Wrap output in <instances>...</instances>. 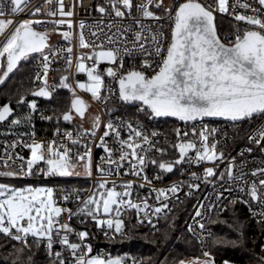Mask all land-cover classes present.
Masks as SVG:
<instances>
[{
  "label": "snow or ice",
  "instance_id": "snow-or-ice-1",
  "mask_svg": "<svg viewBox=\"0 0 264 264\" xmlns=\"http://www.w3.org/2000/svg\"><path fill=\"white\" fill-rule=\"evenodd\" d=\"M51 5L53 0H46ZM28 0H8V5L0 6V17L6 14L19 15L23 13ZM259 9L252 4L233 0L232 8L234 19L243 22L246 27H236L232 37H225L224 40L218 35L215 24V12L228 13L229 0H214L213 4L205 5L200 0H184L177 7H165L163 0H106L105 4H98L96 11L101 14V21L94 25L95 30H90V35L95 39L86 41L84 30L86 24L83 20L74 21L76 15L75 4L68 11H65L64 0H55V8H49L46 12L36 7L31 16H47L50 20L43 19H22L17 26L9 33L5 41L0 44V84H3L13 73L21 61H27L33 54H38L42 64V74L37 73L35 81L41 85L30 94L34 97L50 99L55 85L50 86L47 82L50 70L51 59L60 55L61 51L66 52L67 71H71L72 47L66 49H51L49 46V31H39V27L50 23L55 31L58 25H67L68 31L63 32V39L69 44L73 38L74 31L78 29V46L91 49L89 54H81L77 57L75 71L86 74L87 81H77L75 87L68 83L67 75L61 76L59 86L68 89L73 96L70 109L60 115H43L41 119L52 121L55 119L57 127L55 135H63L66 141L75 147H82L84 151L73 152L65 141L57 145L56 140L48 142H36L24 144L30 150L27 160L17 156L21 164L17 165V171H3L0 176L9 178H28L39 173L46 178L71 177L78 175L76 167L82 166L86 175L91 178L93 168V154L91 145L96 141L97 131L101 128V117L96 115L91 118V128L84 129L79 126L76 138L72 132L61 133L59 121L72 122L74 118L81 121L85 118L89 105L76 93L78 88L89 93L94 101L107 103L109 96L103 93H113L110 86L105 84V74L108 78L118 83V98L127 105H136L137 111L147 114L150 118L174 117L179 121L202 122L205 118H221L226 121L242 123L253 119H264V16L260 10H264V0H256ZM80 7L83 8V0H80ZM153 7L162 10L164 16L173 25L170 30V42L167 47L162 43L165 36L162 30L153 31L151 26L143 23L144 20L159 21L161 16L152 10ZM133 8L138 16L133 18L136 29L133 31L128 26L117 23L126 17H132ZM236 8L250 11L252 14L235 12ZM7 10V11H6ZM113 19L105 24L103 17ZM13 24L11 19H0V35ZM103 25V26H101ZM107 28L110 34L105 33ZM129 34L132 40L129 41ZM104 39L101 40L100 37ZM47 50V51H46ZM137 55L145 57L142 59L140 68H133L118 75L117 69L107 67L100 70L101 62L110 65H118L123 69L124 57L135 59ZM34 58V57H33ZM86 61H90L88 64ZM151 73V74H149ZM18 105L26 104L29 113L23 117L13 116L14 109L10 104L0 106V123L8 121L10 124L19 125L22 121L31 125L33 114L37 112L36 100L26 101L21 96L17 101ZM103 133L99 136L97 147L103 149L105 155L100 158L101 164L96 165V170L101 179L96 184V191L88 195L87 199L81 200L78 190L65 192L62 199L67 202L74 198L80 201V207L74 213L71 209L58 206L55 199V189L52 187H15L7 183H0V235L8 240L19 242L22 247L17 249L23 253L27 248L29 237L36 243L45 246L48 258L53 264H125L124 257L107 258L100 255H92V247L86 243L89 232L73 229L70 223L61 221L63 213H67L69 220L74 215L91 218L96 226L103 230H114V234L124 235V221L121 217L122 210L135 209L139 218L140 214L144 219L140 223L147 222L155 226L154 219H159L160 214L168 209L167 200L169 194H176L181 191L180 184H173L170 188L153 189L156 192V206L148 204L147 199L140 202H133L131 198L132 182L128 181L121 185L123 191H117L114 181L111 182L104 177L120 175L121 167L126 163L130 172L138 176L145 183L152 181L144 174V169L150 163L157 166L159 172L172 173L174 168L185 163L207 161L215 163L223 160L224 153L217 152V143L209 144V130L204 127L200 131L199 146L194 140L186 139L188 132L179 129L175 130L177 139L180 141L173 145L178 151V158L172 161L149 159V151L158 152L161 156L165 149L157 148V141L154 139L158 133H148L139 123L132 121L118 120L113 122L109 119L103 124ZM127 129L126 138L122 137V131ZM212 131H215L214 129ZM193 136H196L195 126L192 128ZM34 137L35 133H31ZM112 137L115 147H110L106 138ZM248 139L261 146L264 151V127L257 129ZM17 142H13L12 148ZM249 153L252 148H248ZM194 152V157L190 153ZM244 153H241L243 156ZM7 159L3 161L8 167V161L13 157L5 149ZM41 162L45 167L34 166ZM243 165H241V168ZM235 160L230 162L224 171L217 176L214 167H206L203 176L196 173L191 174L194 181L212 183L216 187L213 178L224 183L232 182L238 184V191L248 197L247 200L239 199L252 207V202L260 205V211L256 213L260 221L264 222V178L248 181L243 171L235 173ZM252 177L259 175L264 177V167H257L250 173ZM160 178V175L155 177ZM144 185L141 184L140 187ZM191 195L192 190H199L200 183H189L187 185ZM231 191V188L226 189ZM163 198V200L161 199ZM223 192H217L215 203L208 205L209 210L215 208L222 200ZM238 198H233L230 203L235 205ZM223 209V206H221ZM201 204L195 211V217L203 215ZM170 211V210H169ZM115 213V218L103 219ZM194 217V220H195ZM81 220V223H84ZM198 227L203 230L204 224L196 221ZM188 231L192 232V225H188ZM105 236L108 232L105 231ZM75 236L76 240L70 237ZM203 245L204 240L200 238ZM218 246L232 244L235 241L216 239ZM54 245L60 247V251H53ZM264 251V249H262ZM65 253L67 255L65 256ZM31 261V256L28 257ZM259 264H264V256L258 258ZM132 264H136L135 261ZM177 264H215V258L211 252L202 249L201 256L193 257L191 260H179ZM224 264H228L225 261Z\"/></svg>",
  "mask_w": 264,
  "mask_h": 264
},
{
  "label": "built area",
  "instance_id": "built-area-1",
  "mask_svg": "<svg viewBox=\"0 0 264 264\" xmlns=\"http://www.w3.org/2000/svg\"><path fill=\"white\" fill-rule=\"evenodd\" d=\"M138 0H133V3H137ZM184 0H163V5L165 7H177L180 3H183ZM201 3H204L205 5L213 4L214 0H200ZM244 2V0H242ZM246 2L252 4L253 7L259 9L260 6L256 3V0H246ZM106 0H83V8L80 7V0H64L65 4V11H68L72 8V5L75 4L76 7L74 9L76 15L72 17L74 21L83 20L86 24L84 34L86 41H93L95 38L90 35V30H95L94 25L97 21H101L102 17L101 14H99L96 11V6L98 4H105ZM233 0H229V12L228 13H219L218 11L214 13L216 16H221L225 19H228L234 23V28L228 32L225 37H232L234 35V30L236 27H240L243 29L246 27V25L243 22H237L234 19L233 14V8H232ZM8 5V0H0V6ZM10 7V5H8ZM55 0H53V3L51 5L47 4L46 0H28L27 5L24 8L23 13L19 15L14 14H6L3 17H0V19H11L13 20V24L9 26L5 32L0 35V44H2L6 37L9 35V33L15 28V26L18 25V23L25 18L30 19H43V20H50V17L47 16H31L29 15L31 12L34 11L36 7H40L43 11H47L50 7L55 8ZM154 11H156V14L161 16L162 19L159 21L154 20H144L143 23L146 25L151 26L153 31H160L162 30L165 36V40L162 41L165 47H167V44L170 42V30L173 26L170 21L167 19L166 16H164L162 10L155 9L153 7ZM7 11V10H6ZM235 12L243 13V14H252L250 11H246L241 8H236L234 10ZM260 14L264 16V10H260ZM138 14L136 13L135 8H133V15L132 17H126L122 21L117 20V23H121L123 25L128 26L131 30L136 29V25L133 23V18H136ZM113 19L112 17L105 16L103 17V21L106 24L108 20ZM103 26V25H101ZM53 25L50 23L44 24L42 27H39L37 30L39 31H49L50 38H49V46L51 49H66L67 47H72V64L73 67L71 71H67V64H66V56L67 53L61 51L60 55L51 59L50 63V70L48 72L47 76V82L50 86L55 85V90L53 91L52 96H54L58 89L61 88L59 86V81L61 76L67 75L69 77L68 83L73 85L75 87L76 81L80 80L82 82L87 81V77L83 73H77L75 71V63L77 60V57L79 55L83 54H89L91 52V49L88 48H80L78 46V29L74 31L73 38L71 40V43L69 44L68 41H65L63 39V32L68 31L67 25H58L56 26L55 31L52 30ZM105 33L110 34L108 32V29H104ZM101 40L104 39L103 36L100 37ZM132 40L131 34H129V41ZM47 51V50H46ZM145 57L137 55L135 59H130L128 57H124L123 61V69H119L118 65H113L112 67L117 69L118 75H120L123 72H126L128 70H131L133 68L139 69L142 59ZM86 63L90 64V61H86ZM100 70H104V65H99ZM42 64L41 60L36 54V58L34 60V76H33V86L35 90L41 85L40 81H35L34 77L37 73L42 74ZM151 74V73H149ZM56 75L58 76V81H56ZM105 84L106 86H110L113 90L112 94H109L108 92L103 93L106 96H109V99L107 100V103L97 102L94 101L89 94H87L84 91L76 89L77 95H79L81 98H83L89 107L87 108L86 115L89 112V109L92 108L95 111V115H99L101 117V128L99 131H97L96 134V141L91 145L92 147V154H93V168H92V176L89 178L88 176H71V177H64V178H46L43 175L36 173L32 177L28 178H9V177H3L0 176V179H10V180H16V181H24V182H48L52 185V188H54L56 191L54 193L55 199L57 200L58 206L66 209H71L74 213L77 211V209L81 206L80 201L76 200L73 196L72 199L65 202L62 199V196L65 194V192H73L78 190L81 200L87 199L88 195H90L92 192L96 191V184L101 179V176L96 170V165L101 164L100 158L105 155L103 149L96 146V144L99 143V136L103 133V124L107 122L109 119H111L113 122H116L118 120H125V121H132L133 123H139L148 133H151L153 131L157 132L158 135L154 138L157 143V148H163L165 149V154L161 156L158 152L155 151H149V159L155 158L158 161L164 160V161H172L178 158V151L173 147L176 143L180 142L175 134V130L179 129L181 133L188 132V137L186 139L188 140H194L197 142V145L199 146V137L198 134L200 131L204 130V127L206 126L209 130V141L208 143H217V152H223L224 157L223 160H217L215 163H209L207 161L200 162L199 164L195 163H185L181 166H177L174 168V171L172 173H160L159 169L155 165H151L150 163L146 166L144 169V174L148 176V178L152 181L151 184L145 183L142 179H140L138 176L128 174L125 175V172H130L128 165L125 163L121 169H120V175H112L104 177L107 179L109 183V187H111V182L114 181L117 186V191H123V188L121 185L125 182L131 181L132 182V189H131V198L133 202H140L143 199H147V202L151 206H156V195L157 193L152 191L153 189H159V188H170L173 184H180L181 185V191H179L176 194H169V199L167 200L168 203V209L165 210L168 214L167 216L172 213L176 207L184 204L186 201L191 199H198L197 202V208L203 204L204 208H201L203 215L201 217H195V212L193 216L190 218L188 225H192L193 231L189 232L190 235L196 240L198 243L199 251L201 252L202 249L208 250L210 242L213 238V231L208 227V222L213 215H222L225 211L228 205L232 204L230 201L233 198H238L237 204H241L244 207L247 208V210L251 213L252 217L256 221H260L259 216L256 214L258 213L260 209V205L256 202H252V207L250 208L248 204L244 202H239V199L242 198L243 200H247L248 197L246 195H243L238 191V184H233L232 182H227L223 184V187H221V182L213 178V182L215 183L216 187L213 188L212 183H204L203 181H194L191 178L192 173H196L197 175L203 176L204 168L206 167H214L217 176L221 171H224L227 167V165L233 161V158L235 160L236 168L234 169L235 173H239L240 171H243L247 175L245 176V179L248 181L252 180H259L264 177H260L257 175L256 177H252L250 175L251 171L257 167H264V151L261 150V146H258L254 143H252L248 137L252 135L257 129L264 127V119H253L252 121H244L242 123H233L231 121L226 120H212V119H204L202 122H188L187 124L182 121L169 119V118H156L152 119L147 114L141 113L137 111L136 105H127L121 102L118 98V83L115 80H112L111 78H108L107 75L105 77ZM85 115V116H86ZM74 123L72 126L68 128H60L61 133L64 132H72L73 138H76V133L79 130L80 124L77 123L75 118L73 119ZM195 126L196 129V136H193L192 134V128ZM87 128H91V125H88ZM85 129V128H84ZM215 131H212V130ZM35 133V132H34ZM127 129H124L122 131V137L126 138ZM33 139L36 142H48L52 140H56L57 145L61 143V141H65L69 147H72L73 152L80 151L81 153L84 151L82 147H75L72 146L70 143L66 141V138L61 135L57 136L55 135V130L51 133L47 134H37L35 133L34 137L30 135L29 137H12V136H3L0 135V168L7 169L9 171H17V165L21 164V160L17 159V156L24 157L25 160L30 156V150L26 147H24V144L32 143ZM107 143L110 147H115L113 138L107 137L106 138ZM13 142L16 143V147L12 148L11 145ZM264 143V142H262ZM7 148L8 154L13 157L12 160L8 161V167H5L3 164V161L7 159L5 156V149ZM248 148H252V152L249 153L247 151ZM241 153H244L243 156H241ZM194 157V152L190 153ZM241 165L243 167L241 168ZM37 167L43 168L45 165L43 162H41L39 165L34 166V172ZM75 171L79 172H85L84 168L82 166H77ZM157 175H160L159 179H156L155 177ZM189 183H200L199 190H192L191 195H186L189 192V188L187 185ZM143 184V187H140V185ZM231 188V191H227L226 189ZM217 192H223V198L222 200L217 204L215 208H212L209 210L208 205L210 203H215V195ZM163 200V198H161ZM223 206V209L222 207ZM196 208V209H197ZM126 210H122V214L126 212ZM135 219L136 223L138 224L139 228L143 230H148L150 232H157L159 231L161 227V220L165 218L166 216L164 213L160 214L159 219H154V227L150 226L147 222L140 223V219H144L143 215L140 214L139 218L137 216V212L135 209ZM170 210V211H169ZM196 211V210H195ZM195 217V220H194ZM87 217L83 216H76L74 215L71 220H69L67 213H63L61 216V221L65 223H70L71 227L75 229L77 232L82 231V227L85 225ZM103 219H109V217L102 216ZM124 221V233L126 232V224L125 219L121 215V217ZM81 220H84V223H81ZM196 221H199L200 223L204 224L203 230H201ZM262 222V221H261ZM187 225V227H188ZM105 231L109 233H114V230L107 229L106 226L104 228ZM75 238V236L70 237ZM200 238H203L205 241L202 245L200 242ZM29 239H33L29 237ZM87 243V242H86ZM88 244V243H87ZM40 245L43 246L44 251L46 252L45 246L41 243ZM60 247L58 245H54L53 251H60ZM47 253V252H46ZM94 255L93 253H91ZM67 253H65V256ZM100 256H103L107 258L108 256H111V252L106 249H101L99 252ZM137 262V259H131L129 264H132V262Z\"/></svg>",
  "mask_w": 264,
  "mask_h": 264
},
{
  "label": "trees",
  "instance_id": "trees-1",
  "mask_svg": "<svg viewBox=\"0 0 264 264\" xmlns=\"http://www.w3.org/2000/svg\"><path fill=\"white\" fill-rule=\"evenodd\" d=\"M218 35L224 40L225 35L234 28V23L221 16H216ZM34 57V58H33ZM36 54L22 61L13 71L7 81L0 86V106L9 103L14 109L15 117H23L29 113L26 104L18 105L17 101L25 96L26 101L36 100L37 112L33 114L31 125L22 121L12 126L10 120L0 124V135L12 137H29L31 133L47 134L54 131L57 122L41 119L43 115H60L70 109L72 93L68 89L59 88L49 100L33 97L30 93L33 86L34 60ZM56 75V81H58ZM74 121V120H73ZM59 121V128H68L74 122ZM9 171L0 168V172ZM200 198V197H199ZM191 199L175 208L161 220L157 232L139 228L135 219V211L128 209L122 214L125 219L126 232L123 236L109 233L96 226L95 221L86 218L82 231L89 232L86 240L92 247V253L99 255L101 249L111 252V257H124L125 264L131 259H137L136 264H177L181 259L188 261L201 256L198 243L188 231V222L193 216L198 199ZM208 227L213 231V238L208 251L215 258V264H259V257L264 256V222L256 221L251 213L241 204H230L222 215L211 216ZM216 239L235 241V245L214 243ZM72 240H76L72 238ZM30 251L26 248L23 253L17 249L22 247L19 242L8 240L0 235V264H53L48 258L42 245L34 239H28ZM31 256V261H29Z\"/></svg>",
  "mask_w": 264,
  "mask_h": 264
},
{
  "label": "rangeland",
  "instance_id": "rangeland-1",
  "mask_svg": "<svg viewBox=\"0 0 264 264\" xmlns=\"http://www.w3.org/2000/svg\"><path fill=\"white\" fill-rule=\"evenodd\" d=\"M103 64L104 65V69H106L107 67H112L113 65L108 64L106 61L105 62H101L100 65ZM103 71V70H101ZM86 75V74H85ZM106 77V74H105ZM80 81V80H77ZM76 81V82H77ZM82 82V81H81ZM89 94V93H87ZM89 96L91 97V95L89 94ZM96 116L95 115V111L94 109L90 108L88 114L85 116V118L83 119V121H81L79 118H75V120L77 121L78 124L82 125L83 128L85 129H90L87 128L88 125H91V118ZM78 173V175H73V176H87L85 172H79L76 171ZM60 178H64V177H60ZM0 183H7L10 186H15V187H52V185L48 182H24V181H16V180H10V179H0ZM102 217V216H101ZM109 218H115V213H112L111 215L107 216Z\"/></svg>",
  "mask_w": 264,
  "mask_h": 264
},
{
  "label": "water",
  "instance_id": "water-1",
  "mask_svg": "<svg viewBox=\"0 0 264 264\" xmlns=\"http://www.w3.org/2000/svg\"><path fill=\"white\" fill-rule=\"evenodd\" d=\"M215 24H216V17H215ZM216 28H217V27H216ZM21 62H22V61H21ZM21 62H20V63H21ZM11 74H12V73L9 74V77H10ZM9 77H8V78H9ZM8 78H7V79H8ZM7 79H6V81H7ZM6 81H5V82H6ZM5 82H4V83H5ZM4 83H3V84H4ZM3 84H0V86L3 85ZM33 97H34V96H33ZM36 98L49 100V99H46V98H43V97H36ZM72 99H73V97H72ZM72 99H71V100H72ZM82 99H83V98H82ZM8 104H9V103H8ZM70 105H71V104H70ZM10 106H11V105H10ZM13 115H14V112H13ZM10 118H11V117H9V119H10ZM166 118L174 119V120H178V119H176V118H174V117H166ZM205 119L223 120V119H221V118H205ZM178 121H179V120H178ZM5 122H6V121H5ZM5 122H2V123H5ZM2 123H0V124H2Z\"/></svg>",
  "mask_w": 264,
  "mask_h": 264
}]
</instances>
